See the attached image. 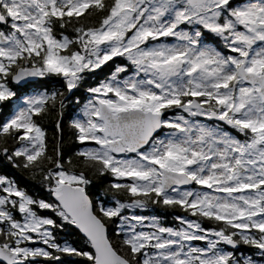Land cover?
Here are the masks:
<instances>
[{"label": "snow or ice", "instance_id": "obj_1", "mask_svg": "<svg viewBox=\"0 0 264 264\" xmlns=\"http://www.w3.org/2000/svg\"><path fill=\"white\" fill-rule=\"evenodd\" d=\"M0 156V264H264V0H0Z\"/></svg>", "mask_w": 264, "mask_h": 264}, {"label": "trees", "instance_id": "obj_2", "mask_svg": "<svg viewBox=\"0 0 264 264\" xmlns=\"http://www.w3.org/2000/svg\"><path fill=\"white\" fill-rule=\"evenodd\" d=\"M91 83V81H90ZM83 89L81 90L80 93H78V95H83ZM68 111H71V109H69ZM46 127L48 128V134L49 137L52 136V134L55 131L54 125L51 123H47ZM0 173H7L9 175H14L16 177L17 180H19V182L21 183L22 186H26L30 191L32 192H39L41 195H44V193L41 191V189L39 188L38 184H36L35 182L31 181L29 178H22L21 175L18 173L17 170L13 169L9 162L7 160H5L2 156H0ZM97 187H99L100 182L96 181ZM167 221L169 223L172 222V216L169 215L167 217Z\"/></svg>", "mask_w": 264, "mask_h": 264}]
</instances>
